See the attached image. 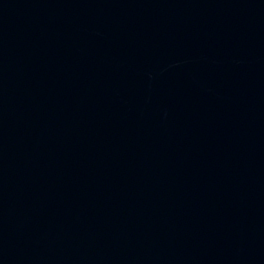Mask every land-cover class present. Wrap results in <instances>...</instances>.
<instances>
[{
	"label": "water",
	"instance_id": "obj_1",
	"mask_svg": "<svg viewBox=\"0 0 264 264\" xmlns=\"http://www.w3.org/2000/svg\"><path fill=\"white\" fill-rule=\"evenodd\" d=\"M0 264H264V0H0Z\"/></svg>",
	"mask_w": 264,
	"mask_h": 264
}]
</instances>
